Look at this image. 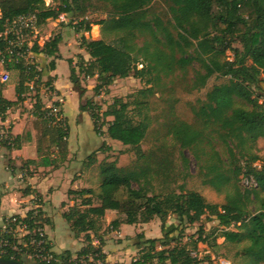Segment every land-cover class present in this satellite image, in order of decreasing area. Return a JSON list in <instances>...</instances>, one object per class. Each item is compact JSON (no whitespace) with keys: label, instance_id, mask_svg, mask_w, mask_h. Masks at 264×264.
<instances>
[{"label":"trees","instance_id":"1","mask_svg":"<svg viewBox=\"0 0 264 264\" xmlns=\"http://www.w3.org/2000/svg\"><path fill=\"white\" fill-rule=\"evenodd\" d=\"M57 5L46 6L45 0H0V53L4 57L3 69L18 72L15 87V101L0 95V119L4 120L7 111L24 102L28 83L40 84L43 74L55 70V60L59 59L58 35L50 38L42 46L25 44L12 47V55L6 53L11 42L16 44V35L6 29L20 16L35 14L36 25L41 27L48 20H56L60 14L78 20L74 30L79 37V46L89 56L85 61L77 56L73 65L68 60L69 81L78 85L79 77L96 78L93 92L96 96L108 94V87L115 79L133 77L144 87L126 97V101L115 98L105 111L91 101L79 104V111L88 114L96 135L120 142L132 149L135 163L131 168L118 167L116 161H103L99 164L100 184L96 198L98 206L92 205V189L68 191V196H76L79 204H74L62 213L75 237L83 235L84 246L72 259L70 252H52L45 236V250L51 260L47 262L30 261L33 264H76L85 255L104 263L101 251L103 244L102 220L106 211H114L123 216L112 220L110 231H118L121 225L146 224L155 217L160 220L161 237L144 239L138 237L137 254L130 264H212L208 258L198 259L192 255L197 244L206 243L207 236L202 228L198 237L191 242V248L181 243L183 227L199 223L202 217L215 219L221 228L216 237L224 242H248L242 255L246 264H264V157L253 152L259 139H264V106L259 103L263 95L260 83H264V0H51ZM165 5L164 13H157L156 3ZM100 4L106 8V18L93 25L100 27L101 38L88 40L91 23L86 16ZM110 37V41L106 38ZM237 43L238 48L232 45ZM231 54V60L225 57ZM31 54L30 62L26 57ZM39 55L52 58L46 68L38 69L34 59ZM193 71L192 80L185 87L189 92L200 91L213 77L225 78L226 82L215 85L205 94L203 100L190 105L195 120L189 124L175 117L165 119L166 134L180 150L182 170H186L187 151L199 168L202 184L218 193L225 192L222 205L210 204L197 192L168 191L149 196L151 181L163 176L169 177L171 160L168 156L156 158L153 151L144 152V141L151 125L150 99L174 87L175 74L185 79L187 69ZM43 69V70H42ZM263 76V79L261 78ZM47 86L52 89V78H47ZM255 89V90H254ZM33 116L52 132L50 145L59 150L62 163L67 153L69 128L66 119L59 111V121L49 116L36 95ZM60 107L58 103H52ZM171 109V107H169ZM171 111V110H170ZM171 114V113H170ZM57 117V118H58ZM109 119V120H108ZM105 128V131H103ZM25 137H12L9 145L3 144L7 151L20 148ZM220 143L225 149L224 161L215 149ZM39 149V148H38ZM161 148L160 151H162ZM108 150V149H107ZM98 149L88 155L86 165L96 162ZM54 161L41 157L40 162L27 160L25 165L53 166ZM260 163L257 167L254 164ZM252 183L250 188H240L239 177ZM134 185L137 188H134ZM260 203L258 208L251 207ZM153 206L158 211L153 209ZM29 211L24 218L13 216L28 227L48 225L40 209L34 215ZM176 216L179 225L167 224L169 216ZM234 227L236 230H230ZM10 243H16L5 236ZM28 238L24 239L27 243ZM94 239L99 245L93 246ZM38 240V239H36ZM23 252L32 253L27 244L18 245ZM159 248V249H158ZM95 256V257H94ZM23 264L26 259L20 255H7Z\"/></svg>","mask_w":264,"mask_h":264},{"label":"rangeland","instance_id":"2","mask_svg":"<svg viewBox=\"0 0 264 264\" xmlns=\"http://www.w3.org/2000/svg\"><path fill=\"white\" fill-rule=\"evenodd\" d=\"M45 5L55 7L57 5V2L52 3L51 0H45ZM96 6V10L86 16V21L92 24L90 32L84 33L86 39L88 40H97L101 38L100 27L93 25V23L106 18V8H104L98 3ZM154 9L157 13H164L165 5L161 2H158L154 6ZM77 21L78 20H75L72 16L67 15L66 21L61 22V24H63L65 28H70L75 27ZM79 37L80 35L78 34V41ZM110 39L111 38L108 37L106 38V41H110ZM23 40L31 41V43L38 42L40 44H37L39 46H42L44 44L43 42H46L43 28L37 27L33 33L23 34ZM232 46L235 48L239 47L237 43H234ZM31 57H33V55L29 54L26 57L25 61L30 62ZM225 57L228 58V60H231V54L229 52H226ZM34 62L38 64V69L40 70L41 67H47V63L49 62V60L44 59L42 56H40L36 57L34 59ZM76 63L77 57H75V64ZM66 71H68L67 65L61 64L58 72L60 81L64 80ZM4 74H7L8 78L5 82H2L0 80V95L14 101L16 99L15 87L18 83V72L14 69L10 71H5L3 69V65L0 64V77H3ZM45 74L46 73L43 74L40 84H34L33 82L28 83L29 89L24 95V102L19 103L16 107L7 111V117L12 119L13 115H23L25 120L29 121L30 129L32 127L31 123H33L37 132L36 138L37 140H39V149H41V153L37 156V163L40 162L41 156H44L53 160L54 166H57L58 164H61V162L59 150L53 149L54 147L50 145L52 132L50 131V129L44 127V125L39 120L36 121L34 119L35 117L32 116L37 94L44 108L49 107L52 105V103L56 102L55 100H52L51 94L53 93V91H51L50 87L46 85L47 78L44 76ZM192 77L193 71L191 68L187 69L185 79H181L180 74L176 73L175 78L173 79L174 87L171 90H166L162 92V95L160 93L150 99L149 115L151 117V125L148 129L144 141L141 143V149L144 152L153 151L156 158L168 156L171 160V168L169 177L167 179H165L163 176H160L151 181L152 186L149 190L148 195L151 196L154 194H164L168 191H174L178 193L181 190L180 188L183 187L185 191H194L199 193L207 203L222 205L225 202V192L218 193L209 186L202 184V176L199 174L198 165L187 151H184V155L188 158V164L186 170H182L179 146L174 141H172V139L166 134V118L175 117L189 124H194L195 120L191 113L190 105L195 104L198 99L203 100L205 98V94L209 90H211L213 86L220 85L226 82L225 78L213 76L207 81V84L203 89H201L200 91L189 92L188 88L185 87V85H188L190 83ZM261 78L263 79V76H261ZM95 85L96 78L83 79L82 76L79 77L78 85L73 84V86H75L77 90L81 91L79 95L80 104H84L86 101H91L94 105L99 106L101 108L100 113L105 111L108 105H110L115 98H121L126 101V97L128 95L135 93L137 90L144 87L143 83H141L137 79H134L133 77H128L125 79H115L112 85L108 87V94L101 93L100 95L96 96L93 92V87ZM260 87L262 88L263 95L261 96V98H259V103L263 104L264 106L263 82L260 83ZM74 103L75 99L73 97L68 96L66 101V110L68 116L72 120V108L74 107ZM169 107H171V109H169ZM72 125L74 132V121H72ZM2 127L0 126V128ZM79 128L80 132L90 139L98 140V138H101V136H96L92 131V124L88 117H83V120H81L79 123ZM29 130L25 129L23 131V137ZM103 131H105V128H103ZM103 148L104 151L96 154V157L98 155L100 157L96 159V162L93 166L88 167L86 165V160L90 153H88V151H84L83 166L81 165L82 163L80 161H76L71 164V167L69 168V172L72 176L77 173H83V170H85L83 181L86 186L90 187L94 191V195L91 198L93 206H98L99 204L96 198V194L98 193V188L100 184V177L98 174L99 164L103 161H116L118 167L131 168L135 163V155L132 149L123 146L120 142L110 140L109 146L106 145L104 142L102 145L99 144L97 149L92 152ZM161 148L164 149L160 151ZM215 149L220 153L222 159L225 161L227 159V155L222 144L216 143ZM253 152L259 157H264V139H259L257 141ZM51 155H54L55 158L51 157ZM254 165L259 167L260 163L256 162ZM32 171L35 170L32 169ZM29 173L31 174L30 171H28L27 174ZM239 179L240 182L238 186H240V188L246 189L252 186V183L246 181L245 179H242L241 176L239 177ZM58 183L64 185L65 180H62V182L60 181ZM134 188H137V186L134 185ZM259 197L264 201V194H260ZM71 200L75 201L74 204L80 203V199L76 201L77 197L74 195L71 196ZM259 205V202L256 203L254 206L251 207V210L253 208H258ZM54 212L57 213V211ZM108 215L109 216L106 218L104 216L102 223H100L102 225L101 231L98 233V235H107L111 233L110 228L108 227V222H111L112 220L117 218H123V216L117 214L116 212H113L112 214ZM53 220L55 223L54 231L53 229L48 228L47 232L51 237H53L55 242H58L59 237L64 233V225H66V222L63 219L57 217V215L54 216ZM180 223V220L176 216L172 215L168 217L166 225H179ZM160 225V220L156 217L146 224H136L131 226L125 225L124 230L127 231L125 232L127 233V236L124 237L126 246L123 248V251L126 252L128 249L133 250V248L139 242L138 237L140 235H142L144 239H153L161 237ZM199 228H202L204 231V235L208 237L207 242H199L197 244L196 252H192V255L197 256V258L200 260L208 258L212 264H246V258L243 257L242 250L248 245V242L228 243L224 242V239L222 237L215 238V235H218L221 229L215 219H211L208 221L205 219V217H202L199 223H196L192 226L183 227L182 225L183 236L181 238V243L191 248V242L195 241L198 237ZM230 230L235 231L236 229L234 227H230ZM118 241L122 242L123 240ZM113 242H117V240L113 239ZM127 253L124 254L123 257H126L128 259L129 254ZM25 262L32 263L28 260H26Z\"/></svg>","mask_w":264,"mask_h":264},{"label":"crops","instance_id":"3","mask_svg":"<svg viewBox=\"0 0 264 264\" xmlns=\"http://www.w3.org/2000/svg\"><path fill=\"white\" fill-rule=\"evenodd\" d=\"M41 28H43L46 42L56 35L60 37L61 41L58 45V55L60 58L55 60V70L47 72L44 76L46 78H52V100L54 101L57 98H61L63 101L60 106V111L62 112V117L66 119L69 128L68 138L66 139L67 153L63 162L58 164L55 168L53 166L25 165L27 160H34L37 162V156L41 153V149H38L39 140L36 138L37 132L34 124L31 123L32 127L30 129L29 121H26L23 115H13L12 119H10L7 117L6 113L5 119H0V126L7 129L12 137H23V131L25 129H30L25 134H28L29 142H22L20 148L12 149L11 151H7L5 148L0 149V228L5 219L12 216L24 218L29 211L38 207L43 217L48 221V225H45L44 231L52 247V252L61 254L68 251L71 253L72 259H74L76 258L77 252L84 246L83 235H80L78 238L75 237L69 225L66 223V225H64V233L59 237V241L55 242L53 237L48 234L47 229L51 228L54 231V216L57 215V217L63 219L62 213L74 205L75 201L71 200V196H68V191L91 189L86 186L83 181L85 170H83V173H77L72 176L69 172L71 164L80 161L83 166V152L88 151V153L91 154L92 151L97 149L99 144L102 145L104 142L109 146L110 139L105 137H97L98 140L90 139L80 132V121L83 120V117L89 118V116L79 111V95L81 91L77 90L69 81V67L67 64L68 60H72L73 65H75V57L78 55L82 56L85 61L89 60V56L79 46L77 39L78 34L73 27L65 28L57 19L48 20ZM40 56L49 61L52 60V58H45L43 55H39L38 57ZM61 64H66L68 67L63 81H60L58 75ZM68 96L75 99L74 107L72 108L73 120L68 116L66 110ZM7 100L13 101L11 99ZM34 119L37 121L36 118ZM72 121H74L75 126L74 132ZM53 149H55V147ZM51 157H54V155H51ZM99 157L98 155L97 158ZM32 169L35 171H32ZM28 171H30L31 174H27ZM59 180L61 182L65 180V184H59ZM54 211H57V213ZM113 212L114 211H106L105 218L109 216L108 214H112ZM124 226L125 225H121L118 231H113L107 235L102 234L103 244L101 246V251L104 256L105 264H130L132 259L136 257V246L133 250L128 249V253L127 251H123V248L126 246L124 237L127 236V233H125L127 231L124 230ZM113 239L117 240V242H113ZM118 240L123 241L119 242ZM92 245L98 246V240L94 239ZM126 253L129 254L128 259L123 257ZM28 264H33V262Z\"/></svg>","mask_w":264,"mask_h":264},{"label":"built area","instance_id":"4","mask_svg":"<svg viewBox=\"0 0 264 264\" xmlns=\"http://www.w3.org/2000/svg\"><path fill=\"white\" fill-rule=\"evenodd\" d=\"M66 14H60L57 18L59 22H65L66 21ZM37 28L36 25V16L35 14H27L18 17L13 22L9 24V26L6 29L5 35L8 33H12L16 35V44L14 42H11L8 47H6V53L10 56L12 55V47L21 46L25 44L28 48H31L34 44L37 43H31V41L23 40V34H31L33 33ZM39 44V43H38ZM37 44V45H38ZM39 46V45H38ZM4 57L1 56L0 53V64L3 65ZM8 76L7 74H4L3 77H0V80L2 82H5L7 80ZM56 103L61 105L63 103L61 98H57ZM48 109V115L54 116L56 119L53 124H55L57 121H59V118L57 115L60 111V107H54L49 106L45 107ZM58 117V118H57ZM12 141L11 134L7 131V129L0 128V149L2 148L3 144L9 145ZM38 207L34 208L33 210L34 215L37 214ZM34 227H28L27 224L23 222H18L13 216L5 219L3 222V225L0 228V257H4L7 255L14 256L15 254L20 255L22 258L28 260V261H40V262H47L51 260L50 252L45 250V247L43 246L45 244V241L43 238L46 236L44 227L40 226V222H37L34 224ZM5 236L10 237L12 240H15L16 243H10L8 239L5 238ZM28 238L27 243H25L24 239ZM38 239V240H36ZM26 244L32 248V253L23 252L21 248H19L18 245L26 246ZM95 257V256H94ZM13 259V258H9ZM76 259V258H74ZM76 264H103L100 260H94L92 255H85L80 257Z\"/></svg>","mask_w":264,"mask_h":264},{"label":"water","instance_id":"5","mask_svg":"<svg viewBox=\"0 0 264 264\" xmlns=\"http://www.w3.org/2000/svg\"><path fill=\"white\" fill-rule=\"evenodd\" d=\"M153 209L158 211L155 206H153ZM0 264H23V263H21V262H19L17 260H14V259L0 257Z\"/></svg>","mask_w":264,"mask_h":264}]
</instances>
